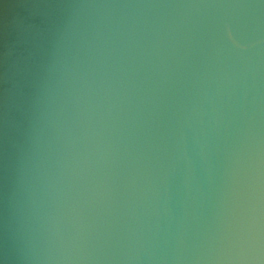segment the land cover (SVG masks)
Masks as SVG:
<instances>
[{
	"label": "water",
	"instance_id": "water-1",
	"mask_svg": "<svg viewBox=\"0 0 264 264\" xmlns=\"http://www.w3.org/2000/svg\"><path fill=\"white\" fill-rule=\"evenodd\" d=\"M0 264H264V0H0Z\"/></svg>",
	"mask_w": 264,
	"mask_h": 264
}]
</instances>
